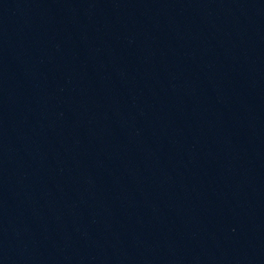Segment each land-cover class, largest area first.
Instances as JSON below:
<instances>
[{"label":"water","instance_id":"water-1","mask_svg":"<svg viewBox=\"0 0 264 264\" xmlns=\"http://www.w3.org/2000/svg\"><path fill=\"white\" fill-rule=\"evenodd\" d=\"M0 264H264V0H0Z\"/></svg>","mask_w":264,"mask_h":264}]
</instances>
